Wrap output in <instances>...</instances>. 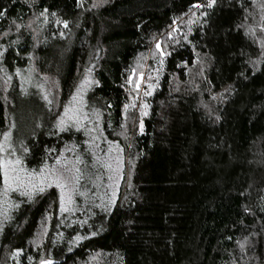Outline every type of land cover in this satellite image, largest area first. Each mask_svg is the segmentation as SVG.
<instances>
[{"label": "trees", "instance_id": "16d2710c", "mask_svg": "<svg viewBox=\"0 0 264 264\" xmlns=\"http://www.w3.org/2000/svg\"><path fill=\"white\" fill-rule=\"evenodd\" d=\"M208 2L0 0V160L47 180L22 195L0 169V264H264V0ZM149 54L157 79L130 116ZM24 71L52 98L13 159ZM87 76L94 129H62ZM54 170L71 178L68 211Z\"/></svg>", "mask_w": 264, "mask_h": 264}, {"label": "rangeland", "instance_id": "374dc122", "mask_svg": "<svg viewBox=\"0 0 264 264\" xmlns=\"http://www.w3.org/2000/svg\"><path fill=\"white\" fill-rule=\"evenodd\" d=\"M152 57L153 56L149 54L147 58H145L146 61L142 59L136 69L137 74L133 72V74L130 75V83L133 85L131 93V109L129 108L130 116L134 113H139L140 116H142L147 111V98L145 99L143 97H148L152 94L153 85L157 79L156 68H152L149 65V60ZM21 76L23 82L22 93L20 97H17V104L13 111V122L7 132V138L5 137L4 139V141L6 140L7 144L12 149L13 159H16L17 157L21 159L19 155L25 152L23 150L24 147L20 144L22 141L28 142L30 137L29 134H31L29 130L36 124L41 126L43 125L44 120H46V114H48V108L52 98L47 97L43 84L44 81L42 82L35 76L30 75V71H24ZM89 82L90 76L85 77L84 80L81 81L77 90L73 94V97L69 99L68 104L62 111V114L57 121V125L59 127L61 120L65 122L63 126L64 128L71 125H77L80 119L82 120V118L85 117L89 119V125H91L89 128L94 129L92 125L94 126L95 124L94 119L97 116V108L86 98ZM66 109L68 110L67 114ZM109 148V157L112 164H115V166L120 165L121 154L116 151L113 145L111 147L109 146ZM9 158L10 157H8L7 160H12ZM53 172L57 174L62 173V171L59 170H54ZM62 174L66 178L67 183L65 192L71 195V178L68 174ZM50 179H52L55 183L53 175L50 176ZM65 206H67V204ZM76 261L77 264L80 263L79 259H71L70 262L76 264Z\"/></svg>", "mask_w": 264, "mask_h": 264}, {"label": "snow or ice", "instance_id": "6c2138e0", "mask_svg": "<svg viewBox=\"0 0 264 264\" xmlns=\"http://www.w3.org/2000/svg\"><path fill=\"white\" fill-rule=\"evenodd\" d=\"M215 2V0H209L207 6L211 7L212 4ZM194 7H200V5H194ZM147 94V93H146ZM127 107V106H126ZM66 109V114H67ZM64 121H60V127L63 129ZM5 137L7 138V134H5ZM2 145H0V149H2ZM59 162V161H58ZM21 161L20 160H0V169H3L4 173V183L6 185V189L12 188L13 185H15L17 188H24L26 189L24 192H22V195H30L31 193L27 189H31V191L34 192H43L44 187L42 186L44 183L47 182L46 178L44 177L43 173L41 174V179L39 183H33L32 179L29 178L27 181L25 180V175H28L25 173V175H21L24 170L20 167ZM72 171V170H69ZM76 175L72 177V180L74 183H78L80 179V169L75 168L74 169ZM53 179L55 180V185L57 188L61 190V207L62 210L68 211V208L65 206L67 203H71V195L65 192V189L67 188L66 178L63 176L62 173H52ZM42 264H52L51 261L42 262Z\"/></svg>", "mask_w": 264, "mask_h": 264}]
</instances>
